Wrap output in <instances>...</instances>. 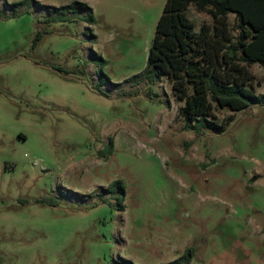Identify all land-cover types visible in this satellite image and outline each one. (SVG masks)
<instances>
[{"label": "rangeland", "instance_id": "obj_1", "mask_svg": "<svg viewBox=\"0 0 264 264\" xmlns=\"http://www.w3.org/2000/svg\"><path fill=\"white\" fill-rule=\"evenodd\" d=\"M19 1L0 0V264H164L188 248L190 264H264V104L213 105L221 133L184 128L170 82L140 74L166 0H35L85 3L90 26L46 24L55 12L32 3L13 15ZM186 14L195 32L212 23ZM248 69L264 93V68ZM115 180L121 208L103 191Z\"/></svg>", "mask_w": 264, "mask_h": 264}, {"label": "trees", "instance_id": "obj_2", "mask_svg": "<svg viewBox=\"0 0 264 264\" xmlns=\"http://www.w3.org/2000/svg\"><path fill=\"white\" fill-rule=\"evenodd\" d=\"M30 3L41 6L48 14L55 12L54 16L45 18L46 24L75 18L89 26L95 23L92 9L78 1L58 8L35 0L12 2L8 6L12 14L17 15L21 6ZM190 6L207 13L212 23L202 24L195 32L186 14ZM57 11L60 14L57 15ZM86 11L82 16L76 14ZM231 14L237 24L235 37L228 21ZM87 30L88 37L96 39L92 29L87 27ZM46 33V29L38 31L34 44ZM92 56L101 63L99 71L104 75L102 66L105 60L95 53ZM251 65L264 68V0H166L147 52L145 68L140 74L150 82L163 77L170 82L174 98L183 103L178 114L186 130L209 129L221 133L224 125L216 122L213 105L236 112L264 104V93L256 94L253 90V75L248 69ZM112 148L110 139L99 153L110 154ZM103 191L111 193L121 208L124 187L120 180L113 181ZM37 202L57 205L45 198L37 199ZM191 258L192 249L188 248L178 258L164 264H190ZM124 263L132 264L128 260Z\"/></svg>", "mask_w": 264, "mask_h": 264}]
</instances>
